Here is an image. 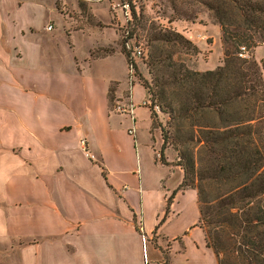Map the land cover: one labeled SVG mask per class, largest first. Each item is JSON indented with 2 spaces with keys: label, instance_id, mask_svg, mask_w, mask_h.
I'll list each match as a JSON object with an SVG mask.
<instances>
[{
  "label": "crops",
  "instance_id": "crops-1",
  "mask_svg": "<svg viewBox=\"0 0 264 264\" xmlns=\"http://www.w3.org/2000/svg\"><path fill=\"white\" fill-rule=\"evenodd\" d=\"M10 1L0 0V264H219L199 223L198 190L179 188L182 168L157 160L151 130L160 169L149 172L134 94L102 68L114 53L82 61L95 70L76 56L66 64L27 17L36 2L13 0L10 10ZM69 18L68 31L86 33ZM123 96L134 119L115 110Z\"/></svg>",
  "mask_w": 264,
  "mask_h": 264
},
{
  "label": "trees",
  "instance_id": "trees-1",
  "mask_svg": "<svg viewBox=\"0 0 264 264\" xmlns=\"http://www.w3.org/2000/svg\"><path fill=\"white\" fill-rule=\"evenodd\" d=\"M201 1L221 27L224 60L214 69L186 65L176 69L164 55L163 45L186 53H198V46L175 29L154 25L141 56L147 58L153 79L142 85L153 110V125L159 106L176 126L175 133H164L162 152L168 143L178 150L177 165L184 171L179 188L198 190L199 223L218 263L264 264V63L254 54L264 44V0ZM126 3L133 19L135 7ZM134 34L128 37L140 36ZM242 46L248 56L240 55ZM128 52V62L136 71ZM167 85L180 88L179 98ZM113 98L110 95V101ZM208 113L214 114L211 123L203 120Z\"/></svg>",
  "mask_w": 264,
  "mask_h": 264
},
{
  "label": "rangeland",
  "instance_id": "rangeland-1",
  "mask_svg": "<svg viewBox=\"0 0 264 264\" xmlns=\"http://www.w3.org/2000/svg\"><path fill=\"white\" fill-rule=\"evenodd\" d=\"M36 4H32L37 9L36 15L27 16L26 13H31L28 9L23 10L27 17L36 21V25L40 30L39 37L42 40L54 39L58 46L55 45L53 50L58 52L64 58L66 64L73 63L76 56L81 62L86 58L91 60L102 55L112 54L113 57L102 61V68L105 70L109 67L117 72L119 76H123L127 87V93L134 94V101L137 103L138 112L137 118L140 124V137L142 146L144 147L145 160L149 167V172L153 173L155 169H160L153 160L150 149L147 147L149 142V133L151 130L152 139L155 134L159 135V142H153L154 154L157 160L163 159L171 164L177 165L179 162V152L171 143L162 152L164 143L163 135L167 130L171 133L175 129L174 123L171 122L170 116L163 112L160 107L155 110L156 124L153 125L152 111L149 106H145L142 102L146 96L145 88L142 83L145 80L152 81L153 73L150 72V67L146 64V57L143 58L133 53V58L137 64L136 71L133 68L131 73V65L128 62L125 52L129 50L126 48V42L129 41L132 46L139 45L146 49L147 37L152 26H162L165 28H172L184 34L192 42H194L199 49L198 53L187 52L178 47H171L166 44L163 45L166 51L164 55H169V63L176 69L180 65H186L196 70L214 69L225 56V47L222 39V32L220 25L213 17L210 11L201 0H34ZM130 1L136 10V17L132 19L130 14H126L123 10L122 4ZM15 2H9L10 10H15ZM116 6V7H115ZM58 9H57V8ZM45 9V10H44ZM58 10V11H57ZM63 13L67 21L62 18L60 13ZM61 13V14H62ZM69 15L73 18L74 27L81 28L85 25L86 33L76 32L74 30L68 31ZM68 17V18H67ZM100 24L99 26L95 24ZM51 24L54 30H48L45 26ZM88 28V29H87ZM91 33L89 34V32ZM95 31V32H92ZM134 31V35L139 34V37L129 38V34ZM71 34V37L68 36ZM71 39L73 45H69ZM108 43H111L110 45ZM95 44L96 48L91 50L89 57L88 50ZM104 47H101L103 45ZM101 45V46H100ZM100 46V47H99ZM260 47V45H259ZM256 49L258 55L264 54V44ZM181 50V51H179ZM52 52V49L49 51ZM130 52V51H129ZM128 52V53H129ZM172 53V55H170ZM132 55V54H131ZM172 56V57H170ZM248 56V53L247 55ZM127 59V60H126ZM89 61V60H88ZM87 61V62H88ZM87 62H82L87 71L91 69ZM264 63V60H262ZM129 65V67H128ZM185 66V67H186ZM132 80V83H131ZM115 84L112 85V88ZM170 90H175L173 96H178V86H168ZM113 92L110 94L112 95ZM124 102L126 96H123ZM122 98V99H123ZM123 101V100H122ZM111 104H115V97L111 100ZM150 110V111H149ZM152 117V128L150 129V115ZM123 115L127 116L125 113ZM130 117V116H127ZM206 123L214 121V114L208 113L203 119ZM188 127V124H186ZM192 128V126H190ZM198 130V127H196ZM186 130V129H185ZM198 135V131H196ZM196 148L198 144L193 143ZM179 166V165H178ZM181 167V166H180ZM165 169H162V172ZM183 170V169H182ZM164 174L166 175L165 171ZM175 182L173 176L168 178V183L173 185Z\"/></svg>",
  "mask_w": 264,
  "mask_h": 264
},
{
  "label": "built area",
  "instance_id": "built-area-1",
  "mask_svg": "<svg viewBox=\"0 0 264 264\" xmlns=\"http://www.w3.org/2000/svg\"><path fill=\"white\" fill-rule=\"evenodd\" d=\"M116 7V6H115ZM123 8L125 10L126 14H129V4L125 3L123 4ZM48 29H52V25L48 26ZM126 48L130 51V53L132 54L133 57V53H135L136 55L142 56L144 53V50L141 46L139 45H135L132 46L131 43L129 41L126 42ZM242 52L240 53L241 56H246L247 55V48L245 46L241 47ZM131 73L133 72V67H131ZM130 102L128 103H123V102H119L115 105V110L120 112V113H125V114H129L133 119H134V109H135V105L133 104L131 98L129 100ZM143 105L148 106L150 105V101L148 99L144 100L142 102ZM155 110H159V106H155ZM129 132L131 134H135L136 133V128L132 127ZM82 146L84 147V150L86 152V154L91 158V159H95L96 160V156L94 153L90 152L87 147H86V141L83 140L82 141ZM145 264H149L148 260L145 262Z\"/></svg>",
  "mask_w": 264,
  "mask_h": 264
}]
</instances>
